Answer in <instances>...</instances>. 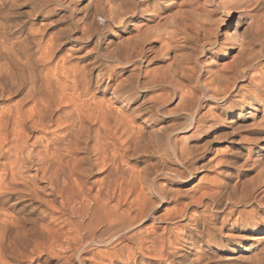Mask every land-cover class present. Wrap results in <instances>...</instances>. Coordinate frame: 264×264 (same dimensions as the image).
<instances>
[{
  "label": "bare ground",
  "instance_id": "6f19581e",
  "mask_svg": "<svg viewBox=\"0 0 264 264\" xmlns=\"http://www.w3.org/2000/svg\"><path fill=\"white\" fill-rule=\"evenodd\" d=\"M238 1L234 5L244 4ZM212 2L0 0V264H32L34 250L38 255L37 248L46 246L39 244L46 240L57 248L61 236L68 243L75 242L77 249L75 254L72 251L73 260L67 257L60 264H207L210 257L204 245L217 247V252L231 246L234 254L229 259L234 263H260L264 223L247 221L245 212L240 211L239 222L225 241L222 232L206 228L204 218L198 223L187 214V220L175 229L144 225L149 219L160 222L152 214L157 197L168 202L185 197L184 184L194 180L201 169L210 172L216 167V176L198 178L192 195H186L185 210L202 204L204 213L209 207L204 199L215 211L227 204L236 208L252 203L264 206V189L260 196L256 185L240 179L229 187L231 176L220 179V165L229 158L220 151L221 156L212 160L208 150L212 142L229 132L231 135L248 121L261 124L264 119V108L255 119L251 112L258 111V94L264 91V66L259 68L264 12L245 24L232 22L230 15L215 24L222 27L229 45L223 55L229 61L223 63L210 50L215 44L207 37L211 30L205 35V20L211 19L207 7ZM75 14L81 19H75ZM72 18L73 29H79L80 36L74 37L66 50L64 33L68 29L52 31ZM98 34L105 36L103 41L97 37L91 50L82 53L81 44ZM254 44L259 49L255 50ZM99 45L102 59L125 68L123 80L112 76L110 84L108 77L106 81L102 78L108 72H98L92 83L88 71L84 72L87 66L79 67L75 61L69 64L71 56L89 59ZM64 50L70 57L65 56L67 52L62 54ZM95 58L88 60L91 72L100 64ZM153 64L158 66L150 68ZM95 91L109 96V105L116 108L99 104ZM3 100L8 104L2 106ZM168 117H180L184 124L166 125ZM33 132L38 134L30 135ZM147 138L155 140V146L146 145ZM163 143L179 159V166L185 167L188 177L180 176L177 165L172 169L164 166L163 172L150 168L155 162L151 164L149 159L157 155L160 160ZM20 157L29 164L40 163L33 180L43 183L41 188L34 183L20 185L24 182L17 184V180L12 183L11 179H17ZM112 160L119 161L121 167H109L107 162ZM131 160L141 169L130 168ZM263 166L258 177L263 176ZM94 175L101 178L90 181ZM230 208L227 214H233L234 208ZM251 211L253 214L255 209ZM34 214L45 224H36L38 220L30 217ZM41 214H47L48 220H43L44 215L40 218ZM73 217L77 219L71 220ZM64 223L70 228L69 236L72 231L71 238L63 233Z\"/></svg>",
  "mask_w": 264,
  "mask_h": 264
},
{
  "label": "rangeland",
  "instance_id": "374dc122",
  "mask_svg": "<svg viewBox=\"0 0 264 264\" xmlns=\"http://www.w3.org/2000/svg\"><path fill=\"white\" fill-rule=\"evenodd\" d=\"M230 1V2H229ZM238 0H213V2H212V4H210V5H208V9H209V16H210V18L211 19H209V21H208V19L207 20H205V21H207V26H205V27H207L206 28V31H207V29L208 30H211V34H210V31L208 32H206V36H207V34H210L209 36H207V37H209L210 39H211V41L212 42H214L215 44H214V46H212V47H210V50L211 51H213L212 53H217V56H216V60L218 61V62H227V61H229V58L227 57V56H223V55H225V53L224 52H226L227 53V49H228V46L229 45H227L228 43L223 39L224 38V35L222 34L223 33V29H222V27H215L216 25V23H218L219 21H220V19H222L223 17H225V16H228V15H230L231 16V21L232 22H240V23H242V24H245L247 21H249V18H251L252 16H254V17H258V15H260V14H262L261 12H264V0H262V4H261V0H252V1H249V0H242V1H244V4L243 3H241L240 2V5L238 4L239 3V1H238V5L236 4V5H234L236 2H237ZM245 1H248L247 2V5H246V3H245ZM250 2V3H249ZM254 2H256L255 4H253ZM82 3V1L81 2H79V4H81ZM225 3V4H224ZM252 3V4H251ZM243 4V5H242ZM256 4H257V6H256ZM220 5V6H219ZM222 5V6H221ZM243 7H242V6ZM252 5V6H251ZM235 6H238V7H235ZM245 6V7H244ZM261 8H263V10L262 9H260V7ZM222 7V8H221ZM251 7V8H250ZM258 7V8H257ZM258 14V15H257ZM24 17V18H23ZM74 17H75V19H81V16H80V14H75L74 15ZM80 17V18H79ZM253 17V18H254ZM22 20L24 19L25 20V18H26V16H25V14L24 15H22ZM74 18H72L71 19V22L70 21H65V22H63V23H60L57 27H56V29H54L52 32H55V33H57V32H60V30H67L65 33H64V38H66L67 37V41H66V45H65V49L67 50V48H69L70 46V44L72 43V40H73V38L74 37H76V36H80V31H79V29H78V32H75V30L73 29L74 28V25L72 24L73 22H74V20H75ZM210 20H211V23H210ZM216 20V21H215ZM205 21H203L204 22V24L206 23ZM70 23L72 24V25H70ZM210 24H212L211 25V28H208L209 26H210ZM213 24H214V26H213ZM206 25V24H205ZM72 26V27H71ZM71 27V28H70ZM73 29V30H72ZM64 32V31H63ZM107 33H105V35H106ZM70 36V37H69ZM103 35H101V34H98L97 36L96 35H94L91 39H90V41H87V42H83L82 44H81V46H82V53H84V51H88V50H91V48H92V45H93V42H95V40H98V41H100V42H102L103 41V37H105V36H103ZM97 37H98V39H97ZM201 37V36H200ZM47 38H48V36H47ZM46 39V38H45ZM99 42V43H100ZM226 42V43H225ZM69 44V45H68ZM101 45V44H100ZM98 46L99 47V50H98V47H97V49H95L94 51H93V53H91L90 54V57H89V59H79V60H75V57L74 56H71L70 57V54H69V52L68 51H63L62 52V54L64 55L66 52V54H65V56H67V58L68 57H70L69 58V64L70 63H74V61L75 62H78V64H79V67H81V66H87V70L85 69L84 70V72H86V74H87V71H88V74H87V76L90 78V81L93 83L94 82V80L95 79H93L94 78V76H96V74L98 73V72H101V73H107L106 75H105V77H102L103 78V80L104 81H106V79H107V77H108V79H107V81H109L110 82V84H112V80L110 81V79L112 78V76H119V80L121 81V80H123V78H124V72H125V68H123V67H119V66H114V64L112 65V63H110V62H107L105 59H102L101 58V55H100V53L102 54V52H103V50H101L102 49V47L101 46ZM264 46V45H263ZM101 47V48H100ZM254 49L255 50H257V49H259L258 48V46L257 45H255L254 44ZM264 47L262 48V49H260V56H261V60H260V62H259V64H260V66H259V68L260 67H263L264 66ZM226 50V51H225ZM256 52H259V51H256ZM263 53V54H262ZM67 54H69V55H67ZM231 54H234V53H231ZM231 54L229 55V56H231ZM100 55V56H99ZM97 57V58H95V60H97V61H99V65H98V67L96 68V69H94L95 71H93V72H91V71H89L88 69H89V63H88V60H92V57ZM91 58V59H90ZM222 58V59H221ZM82 63V64H81ZM85 64V65H84ZM107 64V65H106ZM112 65V66H111ZM263 65V66H262ZM106 66V67H105ZM108 66V67H107ZM154 66V67H153ZM153 66H151L150 68H155V67H157L158 66V64H153ZM105 68H106V70H105ZM108 68V69H107ZM109 68H110V70H109ZM111 68H112V70H111ZM98 70H100V71H98ZM102 70V71H101ZM109 70V71H108ZM97 71V72H96ZM105 71V72H104ZM96 72V73H95ZM112 72H116V74L115 75H113V73ZM92 73V74H91ZM121 73V74H120ZM259 73L260 72H256V74H257V77H259L260 75H259ZM259 75V76H258ZM91 76V77H90ZM117 79V80H118ZM208 81V80H207ZM90 82V83H91ZM96 92V91H95ZM95 92H94V97L97 99V97H98V103L100 104V103H102L103 104V102L105 103V104H110L111 102H108L107 101V97H109V96H106V97H104V96H102L101 94H99V93H97L96 92V94H95ZM259 95V97H260V104L258 105L259 106V109H258V111L257 112H253V111H251V110H248V111H251L253 114H254V119L255 118H257L258 116H260L261 115V112H263V108H264V91H261V93H259L258 94ZM21 96H18V97H16V98H12V102H14V101H16L17 99H19ZM102 98H104L103 99V101H102ZM100 99H101V101L102 102H99L100 101ZM96 100V101H97ZM107 101V102H106ZM3 102V103H2ZM1 102V104H2V106H5V104H8L7 102H9V101H7V100H3ZM4 104V105H3ZM107 105V106H108ZM102 106H105L104 108H110V107H114V109L116 108V105L114 106V105H109L108 107L106 106V105H102ZM263 109V110H262ZM228 117H229V115H228ZM180 118V117H179ZM178 117H168V118H166V121H165V123H166V125L168 124H170V125H173V123H174V125L176 126H178V124L179 123H181V124H179V125H183L184 123V121L182 120V118H180L179 119ZM249 123V124H248ZM263 123V124H262ZM262 123L261 124H258V123H254L253 124V122L250 120V121H248L247 123H246V125L245 126H243V127H240V128H238L237 130H235V131H233V132H231V135H230V132L227 134V137L225 136L224 138H221V139H219V140H216V141H214V142H212L211 143V145L209 146V152L211 153V157H212V160L213 159H215V157L216 158H218L219 156H221V153H222V155L223 154H226L227 155V157L229 158V162L228 163H223L222 165H220V171H222V173H221V176H220V179L221 180H223L224 181V179L226 178V176L228 177V176H231V178L232 179H230L228 182H229V187L230 186H233V185H235L236 183H238L237 181H238V179H240L241 181H243V182H247L248 184H250V183H252V184H254V185H256V194H260V196L261 195H263V192H262V190L264 189V173H263V176H257V174H258V172L261 170V166L262 165H264V119L262 120ZM253 124V125H252ZM257 124V125H256ZM227 131H230L229 129H227ZM36 133V134H35ZM38 133L37 132H33V133H31L30 135H32V136H35V135H37ZM150 139V138H149ZM149 139L147 138V140H146V142H148L149 144H146V145H148V146H155V140L153 141V140H151L150 139V141H149ZM153 141V142H152ZM153 144H152V143ZM164 145V146H163ZM161 147L163 148L161 151H160V153L159 154H162V155H158L159 157H161L160 158V160H159V158L158 157H156L157 155H155V156H153L151 159H149V162L151 163V164H153L154 162V164H153V166L151 167L150 166V168H153V167H155V168H157L159 171H162L163 172V170L162 169H164L165 167L166 168H169V169H172V168H174L176 165V168H179L178 170L180 171V176L182 177V176H184V177H188L189 176V174H188V172H187V170L186 169H184L185 167L184 166H179V163H177V162H179L178 160V158L177 157H175L174 155H173V152H171V150H170V148H169V146L167 145V144H162L161 145ZM166 147V148H165ZM246 149H248V153L247 152H245V150ZM166 150V151H165ZM223 150V151H222ZM220 151H221V153H220ZM165 152H167L166 154H165ZM218 152V153H217ZM247 153V154H246ZM169 154V155H168ZM220 154V155H219ZM166 155V156H165ZM172 156V157H171ZM214 156V157H213ZM232 157V158H231ZM162 158H163V160H162ZM247 158V159H246ZM249 158V159H248ZM178 159V160H177ZM260 159V160H259ZM245 160V161H244ZM116 160H112V161H109V162H107L106 164L107 165H109V167H112L113 166V168H117L118 166L119 167H121L120 166V162L119 161H117V163L115 162ZM158 163H157V162ZM160 161V162H159ZM260 161V162H259ZM19 163H18V166H17V175H16V178L17 179H15V177H14V180L13 179H11L12 180V183H14V181L15 180H17V182H19V183H17V184H20V182L22 181V182H24V183H22V184H20V185H26V186H30L29 184H35V185H37V187L38 188H41L43 185V183H40V182H36V181H34L33 180V174L35 173V170L39 173V171H40V168H41V165H40V163L39 162H35V163H33V164H29V162H27L26 160H25V158L24 157H20V159H19V161H18ZM115 162L116 164H117V166L115 165V163L113 164V163ZM214 162V161H213ZM263 162V163H262ZM38 163V164H37ZM257 165H256V164ZM105 164V165H106ZM119 164V165H118ZM161 164V165H160ZM162 164H164V165H162ZM175 164V165H174ZM102 165H104V164H101V166ZM102 166L103 168H105V167H107V165L106 166ZM112 165V166H111ZM114 165H115V167H114ZM156 165V166H155ZM226 165V166H225ZM228 165V166H227ZM129 166H131L130 168H134L135 166L136 167H138L137 166V163L134 161V160H131V161H129ZM165 166V167H164ZM239 166V167H238ZM259 166V167H258ZM23 167V168H22ZM136 167L134 168V169H136ZM181 167H182V169H181ZM257 167V168H256ZM132 168V169H133ZM161 168V169H160ZM216 168V167H215ZM215 168H213V169H211V171L209 172V170L210 169H205V170H203L202 171V169L201 170H199L198 171V173L196 174V176H195V178H194V180H192V179H189L185 184H184V186H183V191L184 192H182V195H185V197L183 196V197H181L178 201H176V202H178L177 204H176V202L175 201H163L161 198H159V197H157L156 199H157V201H156V207H155V209L153 210V212H152V214H154V218H157V219H159L160 220V222H161V224H160V222L158 223V222H156V223H154L151 219H149V220H147L146 222H145V226H151V223H152V226H164V225H167V226H169V227H171V228H173V229H175V227L178 225V224H181L182 222H185L186 220H187V216H186V214L190 217H192V220H195V222H198L199 223V221H201L203 218V220H205V223H207L206 224V228H209L210 229V231L211 232H213V233H215L214 231H216L217 230V232L216 233H219V232H222V235H223V237H222V239H223V241H225L227 238L226 237H228L227 235H229V236H231V234H232V232H230L231 231V228L235 225V223H238L239 221V214H241L240 213V211L241 212H245V214H247V218H246V220L247 221H250V222H253V223H257V224H263L264 223V206L263 207H257L256 205H254V203H252L251 205L250 204H248V205H241L240 207H234L233 205H231V204H227V206H226V208L228 209V207L230 208H234L233 210V214L232 213H230V214H227L228 212H229V209L227 210L226 208H224V209H220V208H218V209H216V211L214 210V209H212L211 208V206H213V205H210L211 204V202L210 201H208V200H205L204 199V201L205 202H208V210L207 211H205L204 213L202 212V210H203V205L201 204V205H199L200 207H198L197 208V206L196 207H189L188 208V206L186 207V210H185V208L184 207H182V206H184L183 205V203L184 204H186V199L190 196V195H192V192H193V189L197 186V180H198V178L200 179H202L203 177L204 178H207V179H210V178H213L214 176H216V173L214 172V170H216ZM256 168V169H255ZM258 168H259V170H258ZM263 168H264V166H263ZM137 169H141L140 168V166L137 168ZM241 169V170H240ZM262 170H264V169H262ZM255 172H257V173H255ZM264 172V171H263ZM159 173V172H158ZM187 174V175H186ZM29 175V176H28ZM162 175L163 174H160V177H162ZM204 175V176H203ZM205 175H206V177H205ZM28 176V177H27ZM100 175H94L93 176V178L91 177V179H90V181L92 180H99L100 178H101V176L99 177ZM224 176V177H223ZM25 177V178H24ZM32 179H31V178ZM98 178V179H97ZM158 178H159V176H158ZM242 178V179H241ZM248 178V179H247ZM249 178H250V180H249ZM237 179V180H236ZM248 181H247V180ZM31 180L32 181H34V182H32L31 183ZM196 181V182H195ZM204 181H205V179H204ZM234 181H235V183H234ZM263 181V182H262ZM29 182V183H28ZM37 184H36V183ZM254 182H256V183H254ZM15 183H16V181H15ZM14 183V184H15ZM234 183V184H233ZM195 184V185H194ZM231 184V185H230ZM194 187H193V186ZM192 186V187H191ZM261 186V187H260ZM189 187H191V189L189 188ZM193 188V189H192ZM192 190V191H191ZM187 192V193H186ZM190 194V195H189ZM258 194V195H259ZM188 197H187V196ZM186 198V199H185ZM264 199V198H263ZM162 200V201H161ZM203 201V202H204ZM179 202H182V203H179ZM159 204V205H158ZM180 206V207H178L177 208V206ZM176 207V208H175ZM215 207V206H214ZM41 208H42V210H44L43 209V207H40L39 208V210H41ZM172 208L174 209V210H172ZM230 208V209H231ZM178 209V212L176 211ZM182 210L181 212L183 213V209H184V212H185V214L184 215H182L181 214V212H180V210ZM201 209V210H200ZM212 209V210H211ZM255 209V211H253V214H252V211L251 210H254ZM39 210H37V213L36 214H38L39 212ZM218 210V211H217ZM237 210H239V211H237ZM171 211V212H170ZM173 211V212H172ZM188 211V212H187ZM193 212V214H192V212ZM199 211V212H198ZM166 212H167V214H166ZM175 212V213H174ZM177 212V213H176ZM191 212V213H190ZM203 213V216H202V214L201 213ZM217 212V213H216ZM237 212V213H236ZM255 212V213H254ZM164 213H165V215H164ZM174 213V214H173ZM180 213V214H179ZM199 213V214H198ZM209 213H210V215H209ZM215 213V214H214ZM36 214H34V215H31L30 217L31 218H33V220L34 221H36V220H38V221H36V224H37V222H39L40 224H45V221H42V220H39V218L37 219L35 216H36ZM171 214H173V215H171ZM178 214V215H177ZM229 215V216H227V215ZM232 214V215H231ZM39 215V214H38ZM45 216L44 218H43V220H48V218L49 217H47L48 215L47 214H41L40 215V218L42 217V216ZM157 215H160L159 217L157 216ZM161 215H163V217L162 218H160L161 217ZM171 215V216H170ZM177 215V216H176ZM180 215V216H179ZM181 215H182V217H181ZM194 215V216H193ZM198 215H200V216H198ZM213 215V216H212ZM250 216V218H249V216ZM252 215V216H251ZM256 215V216H255ZM165 216V217H164ZM174 216H176L177 218H175ZM205 216H208V217H205ZM210 216V217H209ZM180 217V219H178ZM184 217V218H183ZM196 217V218H195ZM214 217H215V219H214ZM221 217V218H220ZM64 218H66V216L65 217H62L61 218V220H63ZM171 220H170V219ZM174 218V219H173ZM197 218H198V220H197ZM210 219V220H206V219ZM220 218V219H219ZM225 218H227V219H225ZM77 218H75V217H73V218H71V220H76ZM166 219H169L170 220V223H168L169 222V220H166ZM182 219V220H181ZM233 219V220H232ZM65 220V219H64ZM173 220V221H172ZM219 220V221H218ZM222 220V221H221ZM172 221V222H171ZM174 221H176V222H174ZM44 222V223H43ZM64 222V221H63ZM163 222V223H162ZM209 222V223H208ZM222 222V223H221ZM150 223V224H149ZM40 224H38V225H40ZM176 224V225H175ZM218 224V225H217ZM143 225V226H144ZM67 225H65V223L63 224V233L65 232V234L66 235H68L69 236V233L67 234V232H68V230H70V228H68L69 226H67ZM175 226V227H174ZM210 226V227H209ZM215 226L217 227V228H215ZM67 228V229H66ZM214 228H215V230H214ZM227 228H229V229H227ZM219 231V232H218ZM70 233H71V235H72V231H69ZM228 232V233H227ZM226 234V235H225ZM71 235L69 236L70 238H71ZM62 237V236H61ZM60 237V239H59V243H61V244H58V243H55L57 246V248H55L53 245H52V247L51 246H49V241L47 242L46 240H44L45 242H43V244H39V245H46V246H44L45 248H53L54 247V249H51V250H49V248L45 251V248L43 249H41V247H40V249L39 248H37V250H38V255L39 254H41V255H37V252H36V250H34L35 252H33V256L34 257H36V258H34V257H32L33 259H32V264H57L58 263V261H59V263L58 264H60L61 263V260H66V259H68V258H74V254L76 253L75 251V249H77V247H75L76 246V244H74V243H72V242H70L69 241V243L68 242H66L65 240V237H64V239H63V237L61 238ZM61 240V241H60ZM65 241V242H64ZM42 242V241H41ZM40 242V243H41ZM63 242V243H62ZM217 242V241H216ZM65 243V244H64ZM67 243V244H66ZM69 244V245H68ZM73 244V245H72ZM203 244H206V243H203ZM229 244H232V243H229ZM48 245V246H47ZM60 245V246H59ZM206 246H208V245H204V249H206V251L208 252V256L210 257L209 259H208V261H207V264H208V262H209V264H240V263H234L233 261H231L230 259H229V256H232L233 254H234V250H233V248L230 246V249L228 248H224V247H222V248H220L221 249V252H217L216 251V249H218L217 247H213L212 245H210V247L209 248H207ZM232 246H233V244H232ZM63 247V248H62ZM234 247V246H233ZM66 248V249H65ZM36 249V248H35ZM58 249H59V251H58ZM64 249V250H63ZM74 249V250H73ZM61 250V251H60ZM68 250V251H67ZM41 251V252H40ZM52 251V252H51ZM72 251H74V254H73V252ZM43 252H45V253H43ZM47 252V253H46ZM49 253H51L50 255L52 256H50V255H48ZM55 253V254H54ZM70 253H72L70 256H68ZM212 253V254H211ZM44 254H46V255H44ZM60 254V255H59ZM211 254V255H210ZM216 254V255H215ZM53 255H55V257L53 256ZM66 255V256H65ZM73 255V256H72ZM216 257H215V256ZM260 256H263L264 257V254L262 255H260ZM38 257V258H37ZM58 257H61L60 259H58L57 260V258ZM64 257V258H63ZM68 257V258H67ZM213 257V258H212ZM215 257V258H214ZM263 257L261 258V261H260V263L259 264H264V259H263ZM70 259V260H73V259ZM34 259H36V260H34ZM52 259V260H51ZM54 259V260H53ZM44 262V263H43Z\"/></svg>",
  "mask_w": 264,
  "mask_h": 264
}]
</instances>
